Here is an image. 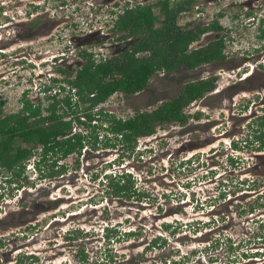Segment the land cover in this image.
I'll return each mask as SVG.
<instances>
[{
  "label": "rangeland",
  "instance_id": "374dc122",
  "mask_svg": "<svg viewBox=\"0 0 264 264\" xmlns=\"http://www.w3.org/2000/svg\"><path fill=\"white\" fill-rule=\"evenodd\" d=\"M4 1L10 5L9 14L0 11V26H9L0 35V45L4 44L0 49L8 53L0 58V81L5 75L14 86L3 89L0 84V99L5 100L1 117L18 112L22 91L29 87L25 79L32 73L29 67L18 74L5 71L13 66V52L27 55L41 50L52 56L65 51L78 59L86 50L96 60L109 57L123 43L117 40L120 33L112 29L117 13L158 0H68L66 5L62 0ZM245 1L194 0L177 17L181 26L191 22L189 27L216 20L222 29L212 33L224 36L223 60L193 69L159 71L142 90L131 95L116 92L113 101L101 106L126 118L176 96L187 80L215 76L214 90L183 108L188 116L184 123L158 124L151 135L139 138L136 149L126 151L118 142L110 146L112 134L100 117L89 126H77L87 132L86 145L81 153L59 161L62 167H56L51 157L38 171L35 148L22 162L26 166L18 177L21 187L4 180L14 171L0 168V264H264V228L260 226L264 224V147L256 149L259 141L245 144L253 139L258 117L264 115V66H257L264 54L252 52L264 3L252 0L254 12L248 13ZM29 12L37 14L34 26ZM71 24L79 28L76 35L88 34L87 39L98 27L110 37L83 42L77 48L69 40L75 32H60ZM16 32L22 40H14ZM65 67L63 62L60 68ZM41 69L55 72L51 63ZM42 81L49 85L46 78ZM49 103L45 98L41 103L43 115ZM229 157L241 161L231 166ZM51 170L56 173L48 175ZM121 171H131L140 195L125 198L107 193L109 178ZM109 173L111 177L106 176ZM251 205L254 211L248 213ZM129 230L139 235L126 237L124 232ZM157 236L166 242L152 244ZM29 254H35V261L25 258Z\"/></svg>",
  "mask_w": 264,
  "mask_h": 264
},
{
  "label": "trees",
  "instance_id": "16d2710c",
  "mask_svg": "<svg viewBox=\"0 0 264 264\" xmlns=\"http://www.w3.org/2000/svg\"><path fill=\"white\" fill-rule=\"evenodd\" d=\"M193 1L177 0L171 3L170 0H158L153 3L136 4L133 7L123 8L115 20V26L121 32L119 37L121 39L131 37L132 44L113 58L100 62L92 59V53L86 50L81 51L80 56L84 59V63L77 70L74 78L67 79L70 88L79 87L80 102L87 104L80 108V114H77L75 109H71L72 107L62 114L57 113L56 103L60 100L54 97L52 103L45 107L48 113L43 115L40 106H34L23 94L22 99L25 106L19 112L20 116L15 114L0 116V168L7 172L14 171L4 179L5 182H19L18 177L24 170L22 162L31 156L33 149L37 146H41V156L37 163L39 171H42L40 163L46 162L51 157L56 155L65 157L73 152L79 153L87 135L81 132L70 134L72 120L89 126L95 118L90 109L104 102L114 91L131 95L145 88L149 78L159 71L172 72L181 67L193 69L202 64L223 60L225 54H223L222 38L189 50L190 44L198 39L201 33L209 28H222L217 21L208 26H197L190 29L179 25L177 23L179 13L190 9ZM155 8L158 9V13H155ZM258 31V37L263 39L264 15L259 21ZM107 77L110 78L107 79ZM215 87V76L195 81L187 80L176 96L162 102L151 111H136L125 119L117 118L103 110L99 113L101 119L108 122L107 129L115 134V140L129 150L135 147L138 137L151 135L158 124L184 123L188 116L183 113V108L192 101L202 98ZM64 103L69 105V98ZM2 105L3 101H0V115ZM67 114L74 116H71L70 120H64L63 115ZM82 116L87 120L81 119ZM195 117H198V114H195ZM258 118L259 121H255L256 123L258 121L259 129L253 131V139L245 141V144L249 145L259 141L256 149L261 150L264 147V115ZM21 142L30 144V146H21ZM233 146L235 149L238 147L234 142ZM228 160L231 166L241 161L233 157H229ZM54 173L56 172L51 170L48 175H54ZM132 182L128 172L115 173L109 178L107 193L113 197H126L130 192ZM240 183L244 184L245 181ZM251 185H255L253 181ZM247 186L250 187L248 183ZM254 207L249 206L248 213H252ZM260 224L264 228L263 222ZM124 233L126 237L139 235L136 231H125ZM158 241L162 244L166 242L161 236H157L151 240V243L156 244ZM244 257L247 258V253H242V258ZM25 258L35 261L33 259L37 257L31 255ZM174 263L176 264V261Z\"/></svg>",
  "mask_w": 264,
  "mask_h": 264
},
{
  "label": "flooded vegetation",
  "instance_id": "af4514ba",
  "mask_svg": "<svg viewBox=\"0 0 264 264\" xmlns=\"http://www.w3.org/2000/svg\"><path fill=\"white\" fill-rule=\"evenodd\" d=\"M0 1H2V3H0V11L2 12V14H9L8 10H9V6L10 5L9 4H6L4 0H0ZM67 1L68 0H62L63 4H65ZM73 1H77V0H73ZM243 5L248 7V10H249L248 13H250V11H253L254 8H255L254 3H253L252 0H248V1L246 0L245 2H243ZM10 8H12V7H10ZM34 8L36 10L37 9V6H34ZM12 9H15V8L13 7ZM16 9L14 10V12L17 13L19 10L18 9L16 10ZM10 12L11 13H14L12 10H10ZM29 13H30L29 15L32 16L30 19H34L35 20V21L31 22L30 25L31 26H34L37 23V20H38V19H36L37 18V16H36L37 14L33 16V13H31V12H29ZM111 13H113V15H115V12H111ZM120 13H117V16ZM33 17H35V18H33ZM116 18H114V25H113V28L112 29H114L116 33H120L121 34V32H119L117 30L116 26H115V20H116ZM251 18H252V21H255V19H256L255 16H252ZM5 19H6V17H5ZM25 21H26V19L23 20V22H25ZM214 22H216V20H212V21H210L207 24H202V25H198V26H208V25H210L211 23H214ZM188 23L191 24V22H188ZM258 24L259 23H257V25ZM16 25H17L16 26L17 27V30L19 29V31H20V29H21V28H19L20 27V22L17 23ZM8 26H9V24H5V25H1L0 26V35L1 36H4V32H6V30L8 31V28H7ZM189 26L190 25H188V24L186 25L185 24L184 27H185V29H190V28H196L197 27V26H194V27H189ZM61 28L62 29H61L60 32H62L63 30L72 31L73 33L75 32V35L72 33L73 35L70 36L69 40H70V43H71L70 45H73L74 47H77V48L80 47V46H82L81 44L83 42H91V43H93V42H98V41H101V40H104V39H107L108 37H110V36H108L107 33L103 32V30L101 29V27L94 28L93 30H91V32H89V35L90 36H89L88 39L86 38L88 36V34H87V36H82L81 34L80 35H76V31L79 30V28H76V25L71 24L69 26V28L68 27H61ZM221 29L222 28H219V29L209 28L206 31H216L217 32V31H221ZM206 31H204L203 33H201V35L199 36L198 39H200V37ZM120 34L117 35V40H123L122 41L123 43L122 44H119L118 48L113 49V53H115V54H113V55H111L109 57H103L102 56V58H100L98 60H96L95 56L92 55V59L95 62L106 61L107 59H111L114 56L118 55L120 52H122L124 49H126L128 46H130L132 44L133 39L131 37L125 38V39H121L119 37ZM12 37L15 38L14 40H16V39L17 40H22V38H23V36H21V34H18V32H16V34L13 35ZM223 37L224 36H221L220 35L219 38L214 39V40H218V39H221ZM198 39L194 40L190 44V46L195 41H197ZM214 40H212V41H214ZM237 40L239 41V39H237ZM15 43H16V41H14L13 43L9 44L8 46H12V44H15ZM3 45L4 44L0 45V48H4ZM67 47L69 49V45ZM17 49H16V51H18ZM189 50H191L190 47H189ZM21 51H23V50H21ZM60 52L61 53L58 52V53H56V55H52V56H47L49 54V52H43L41 50L38 51L36 54H34V53L33 54L32 53H27V55H25V54L22 55V52L19 53V51L18 52H13L11 55L9 54L10 57H11V59H12L11 62H10V64L13 65V66H10L5 71L6 72H9L10 74H13V73H15V74L17 73L18 74L19 73V69H24L25 67H29V69L32 70V73L30 72L29 73L30 75L28 76V78L25 79V81L27 82V85L29 87H27L26 89H24L22 91V96H21V100L22 101H23V99H22L23 94H25V98L27 100H30L34 106H38V105L41 106V103L43 102L44 98L50 100V103L48 104V106H49L52 103L53 98L55 97V99L60 100L59 103H56L55 110L57 111V113H61L62 114L65 110L67 112L69 110V107H72L71 109H75L76 110V113L77 114H80V108H82V106H86L87 104L80 102V96L78 94L79 87H72V88H70V85H69L67 79L68 78H74L75 77V74H76L77 70L80 69V67L83 65L84 59H82L81 57L78 58V59H76L72 55H66V52L65 51H60ZM7 53L8 52L6 50L0 49V58L3 59L4 57H6L7 56L6 55ZM223 54H224V49H223ZM12 56H14V57H12ZM243 58H249V57L248 56H245ZM243 58H241V59H243ZM24 62L25 63L27 62V64L25 66H23ZM56 62H58V63L56 64ZM63 62L66 63V67L65 68H60V65ZM49 63H51L53 65V67L55 68L54 70H55L56 73L55 72L53 73V72L48 71V70H46V72H43V70L41 69V67H45ZM211 63H213V62H211ZM17 64L20 65V66H22V67L19 68ZM207 64H210V63H207ZM202 65H205V64H202ZM17 68H18V70H17ZM37 69L39 71L38 73H37ZM184 69H186V68H184ZM246 70L247 69L245 68V70L242 71L241 74L242 73H245ZM71 72L75 73L74 76H71L70 75ZM5 77H6L5 75H1L2 80L0 81V84H3V87L2 88L3 89H6L5 87L6 86H9V85L10 86H14L13 83H9V79L8 78L5 79ZM43 77L46 78V80H48V83H49L48 86H46V82L45 81H42V78ZM109 78L110 77H107V79H109ZM55 85H56V87H55ZM32 91L34 92V94H31L30 95L29 93L32 92ZM116 92L123 93L121 91H114L113 93H111L107 97V99L104 102H101V103L93 106L90 109L91 113L95 116V118H94L95 120L93 119L94 121H96L99 117H101L100 116V113H99L100 110L105 111L101 106L105 105V103H108L110 101H113V98L112 97L114 95H116L115 94ZM125 95H129V94H125ZM90 96H93V94H90ZM67 98H69V102H70L69 105L66 104V103H64V101ZM0 101H3V104L5 103V100L4 99H0ZM24 106H25L24 105V102H21L20 108H19L18 112L15 114L16 116H20L19 112L24 108ZM105 112H109L110 114H112L111 113L112 111H105ZM1 113H2V109H1ZM71 116L73 117L74 115H69V114L63 115V119L64 120H70V119H72ZM82 118H84L83 120H87L83 116L81 117V119ZM117 118H122V117H117ZM123 119H125V118H123ZM102 121L106 124V127H107L108 126V122L107 121H104V120H102ZM72 122H73V124H72V128H71V133L70 134L77 133V132H81L80 129L77 130L76 128H77V126H81V125H85V124L77 123L74 120H72ZM86 126H88V125H86ZM108 131L111 132L110 130H108ZM81 133L86 134L87 132H81ZM111 134H112V137H113V140L114 141H113V144H110V146L111 147H115L114 146L116 144L115 142H117L115 140V137H114L115 134L112 133V132H111ZM65 136H67V135H65ZM85 141H84L83 147L80 149V152L79 153H81V151L85 147V145H86L85 144L86 143ZM137 142H136V147H137ZM121 145H123V144H121ZM124 149L126 151H129V150L130 151H133V149H129L128 150L126 147H124ZM70 154H72V153H70ZM70 154H68V155H70ZM68 155H66V156H68ZM192 156H194V155H192ZM192 156H189V157L191 158ZM61 167H62V165H61ZM129 173H131V171ZM17 183H18V186L17 187H21L20 184H19V182H17ZM130 187H131L130 192L128 193V196H126L125 198H131L133 196H138V195H140L142 193L141 190H138L137 189V186L134 183V181L132 182V184H131ZM34 256H35V254H34Z\"/></svg>",
  "mask_w": 264,
  "mask_h": 264
},
{
  "label": "clouds",
  "instance_id": "9594fccd",
  "mask_svg": "<svg viewBox=\"0 0 264 264\" xmlns=\"http://www.w3.org/2000/svg\"><path fill=\"white\" fill-rule=\"evenodd\" d=\"M3 15H8V14H3ZM263 15H264V11H263ZM263 15L262 16H260V17H257V22L259 23V21H260V19L263 17ZM11 18H13V16H11ZM256 18V17H255ZM256 34H254L253 35V39H255L254 40V43H252V52H261L260 54H264V38L263 39H261V38H259L258 37V34H259V31H258V27L256 28ZM207 32H210V31H207ZM206 33V32H205ZM239 36V35H238ZM238 36L236 37V40L238 39ZM223 40V39H222ZM256 40H257V42H256ZM263 41V43L262 44H260L258 41ZM223 43H224V41H223ZM259 43V44H258ZM190 47V46H189ZM224 48H225V46H224ZM262 54V55H263ZM263 59H264V55H263V57H262ZM258 65H263L264 66V60H261V62H259L258 64H257V66ZM206 78H208V77H204L203 79H206ZM190 104V103H189ZM188 104V105H189ZM148 136V135H147ZM142 137H146V136H141V137H138L137 138V141L139 140V138H142ZM136 141V142H137ZM136 148V144H135V147L133 148V149H135ZM37 151H38V155H39V158L36 160V162L34 163V166L36 167V169L38 170V167H37V163L39 162V159H40V156H41V146H39V147H37ZM65 157H67V156H65ZM65 157H60L59 155H56V156H54L53 158H54V161H55V163L53 162V164L54 165H56V167L58 166V165H62V164H59V161H61V160H64L63 158H65ZM47 162V161H46ZM45 162V163H46ZM41 164V163H40ZM42 164H44V162H42ZM25 166H26V163H24V170H23V173L25 172ZM39 171V170H38ZM127 172V171H126ZM129 173V172H128ZM112 174V173H111ZM113 175V174H112ZM115 175V174H114ZM113 175V176H114ZM106 176H110V173L109 174H106ZM17 183V182H16ZM18 185V184H17ZM129 231H131V230H129ZM109 236V235H108ZM110 236H111V234H110ZM110 236L109 237H107V238H110ZM113 240V239H112ZM115 241V240H114ZM29 255H34V254H29Z\"/></svg>",
  "mask_w": 264,
  "mask_h": 264
},
{
  "label": "water",
  "instance_id": "95a60500",
  "mask_svg": "<svg viewBox=\"0 0 264 264\" xmlns=\"http://www.w3.org/2000/svg\"><path fill=\"white\" fill-rule=\"evenodd\" d=\"M219 38V36L213 37L212 31L204 33L200 39L195 41L190 47H193L191 49H196L202 46L207 45L210 41Z\"/></svg>",
  "mask_w": 264,
  "mask_h": 264
}]
</instances>
